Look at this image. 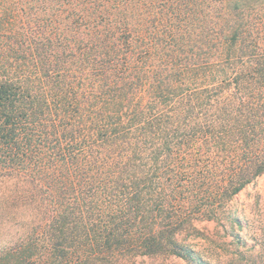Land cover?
Returning a JSON list of instances; mask_svg holds the SVG:
<instances>
[{
  "label": "trees",
  "instance_id": "1",
  "mask_svg": "<svg viewBox=\"0 0 264 264\" xmlns=\"http://www.w3.org/2000/svg\"><path fill=\"white\" fill-rule=\"evenodd\" d=\"M262 174L264 0H0V264H214Z\"/></svg>",
  "mask_w": 264,
  "mask_h": 264
},
{
  "label": "rangeland",
  "instance_id": "2",
  "mask_svg": "<svg viewBox=\"0 0 264 264\" xmlns=\"http://www.w3.org/2000/svg\"><path fill=\"white\" fill-rule=\"evenodd\" d=\"M230 214L238 221L230 224ZM188 237L197 255L214 264H264V174L229 202L222 220L200 221ZM1 233V232H0ZM127 264H198L189 257H127Z\"/></svg>",
  "mask_w": 264,
  "mask_h": 264
}]
</instances>
